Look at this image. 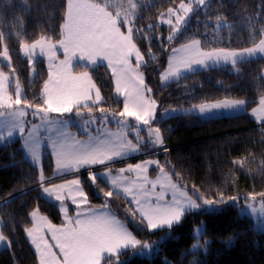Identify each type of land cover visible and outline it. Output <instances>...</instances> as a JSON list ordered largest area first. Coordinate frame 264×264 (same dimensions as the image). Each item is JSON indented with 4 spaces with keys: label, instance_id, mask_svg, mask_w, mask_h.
Listing matches in <instances>:
<instances>
[{
    "label": "trees",
    "instance_id": "1",
    "mask_svg": "<svg viewBox=\"0 0 264 264\" xmlns=\"http://www.w3.org/2000/svg\"><path fill=\"white\" fill-rule=\"evenodd\" d=\"M182 1L94 0L107 5L123 31L133 29V41L143 58L145 85L151 89L148 95L161 110L223 100L246 101V112L231 117L204 119L182 114L154 121L163 144L155 146L154 153L138 158L159 157L182 188L199 201L212 200L222 208L187 212L171 229L151 232L125 197L100 178L91 181L85 171L79 177L90 207L110 210L141 243L159 244L151 257L140 255L136 247L105 259L103 264L109 260L112 264H264V232L230 202L231 197L246 196L264 200L260 195L264 193V129L250 115L264 96V59L195 71L166 85L161 81L170 52L193 39L200 40L207 51H239L258 43L264 29V0H206L194 9L183 31L168 39L169 28L161 26L158 19ZM65 12L66 0H0V54L7 48L24 90L25 106L43 104L48 68L43 60H37L31 80L23 45L42 36L53 42L61 39ZM84 70L90 72L101 92L102 101L90 106L92 110L103 107L111 113L121 112L123 100L114 92L110 71L103 65L75 68L76 72ZM54 170L53 158L47 152L41 170L27 160L20 139L0 145V217L2 233L9 241V247L0 250V264H37V254L26 237L33 210L61 223L57 205L42 196L39 185L41 174L47 183L54 182ZM105 191H112L113 196L104 197ZM202 223L204 233L196 249L194 230Z\"/></svg>",
    "mask_w": 264,
    "mask_h": 264
},
{
    "label": "snow or ice",
    "instance_id": "2",
    "mask_svg": "<svg viewBox=\"0 0 264 264\" xmlns=\"http://www.w3.org/2000/svg\"><path fill=\"white\" fill-rule=\"evenodd\" d=\"M200 4L204 0H198ZM132 8L136 5L132 4ZM180 9L188 13L193 9L190 5L180 4ZM169 9V13H173ZM128 18L125 17V20ZM185 16H176L175 31H179V24L184 22ZM171 25L172 20L166 21ZM172 39V37H168ZM200 40L193 39L190 43L185 44L182 48L175 49L180 55H176L168 64V69L163 74L167 80L169 76H178L181 69H192L193 65L207 67V62L219 64L220 62L231 63L235 66L238 58L253 57L256 54H264V29L261 30V38L258 43L252 47L244 48L242 51L228 50L225 48H214L211 51H202ZM25 55L32 56L39 49L41 55H46L48 60V79L43 84V104H37L33 108L32 115L40 118L42 122L55 125L60 123L58 120H48L49 114L73 113L81 114V109L92 111L90 104H99L102 97L99 88L94 84L89 71L73 70V60L79 59L96 64L98 60L107 61V66L112 70L115 78V91L117 94L124 96L123 110L119 112L120 117H134L136 121L148 125L153 118L156 110V101L145 96V92H151L150 88L145 87L143 74L140 73L139 67L142 57L137 45L133 43V29H127V35L121 32L118 26V19L107 10V5L94 2V0H66L65 19L62 28V38L57 42H51L50 39L41 37L31 46L23 45ZM62 49L64 59H58L57 50ZM3 55L8 57V50L5 48ZM135 56L137 61L133 66L131 57ZM8 76L0 71V116L11 115L17 121L16 124L9 128L7 135L11 137L13 131L17 130L21 135L25 132L23 123L24 117L28 112L21 108L19 111L12 110L14 105H22L21 90L17 83L16 98L13 99L7 92ZM244 100L236 101H219L212 104H200L198 110L201 114L209 113L213 110H230L245 105ZM260 107L253 109V114H259V119L264 121V97L259 100ZM32 108L31 104L27 105ZM101 113H105L103 107L99 108ZM41 125L32 124L29 136L37 133ZM154 135V143L163 144L160 129L154 131L149 129ZM63 135V133H62ZM125 145L113 146L110 141L89 142L87 144L80 141L71 143L65 139L58 143L52 142L53 152L56 156L57 168L79 170L85 166L103 165L107 161L119 157L125 152ZM132 148L131 144L127 145ZM33 157H37L38 149L33 146L30 148ZM150 165H159L156 160H147L144 163L129 164L127 169H120V172L135 171L138 175L143 174V180L151 183L152 190L146 188L145 183L135 184L132 187H124L123 191L133 198L138 207L140 216L146 221L149 230L171 229L174 225L181 222L182 217L188 209H198L200 207L191 197L181 193L184 200L178 199L176 192L173 191L171 201H166L165 191L156 192L155 188L159 181H148V170ZM163 172V168H160ZM91 180L95 182L96 176L91 175ZM119 177L112 178V184L121 187ZM44 177L41 174L40 182L43 183ZM78 179L69 181L68 185L54 186L53 188L44 187L43 191L49 196H55L57 201H62L65 197L63 190L67 189L74 205L77 204V197L83 204L87 197L79 188ZM71 186H76L73 189ZM133 187L138 189L133 193ZM162 187L176 189V185L170 180ZM264 196V193L260 194ZM104 197H112V191L103 192ZM152 197H155L153 203ZM236 201L237 197H231ZM254 200L255 196L250 197ZM186 201V202H185ZM221 202L223 198H221ZM205 205H213L214 201L204 200ZM79 207V206H78ZM66 223L60 227L50 223H44L45 217H38L37 212L33 211L31 216L36 222L33 228L27 230L31 243L35 246L40 256V264H102L105 256L111 258L118 256L122 249L135 248L141 245V241L136 239L126 227L109 216L105 212H97L92 209L78 210L75 218L67 216L65 209ZM253 213L258 210L251 208ZM261 212H264V202L261 203ZM45 231L51 232V238L56 242V247L62 254V259L57 257L52 250V245L45 238ZM0 241H6V237L0 233ZM157 247L159 244L156 245ZM143 247L149 251L152 245L144 244ZM193 247H200L199 244ZM109 264L112 261L109 260Z\"/></svg>",
    "mask_w": 264,
    "mask_h": 264
},
{
    "label": "rangeland",
    "instance_id": "3",
    "mask_svg": "<svg viewBox=\"0 0 264 264\" xmlns=\"http://www.w3.org/2000/svg\"><path fill=\"white\" fill-rule=\"evenodd\" d=\"M205 1L206 0H204V3H205ZM181 3H184L186 5H190L193 10L191 12H188V13L183 12V10L180 9ZM181 3L170 8V9L174 10L172 14H170L169 10H168L167 12L163 13L158 19V23L161 26H165V27L169 28L168 37L171 36L172 39L177 37L183 31V29L189 24V20L193 14L194 9L200 8L204 5V3L200 4L198 2V0H183ZM177 15L185 16L184 22L179 24V31L174 30L176 23H177L176 22V16ZM169 19L172 20L171 25L166 23V21ZM51 42H53V41H51ZM32 44L33 43L28 44V45L31 46ZM176 48H178V47H176ZM179 48H181V47H179ZM23 49L24 48H22V53L29 60L30 65H31L30 76H31V80H32L35 73H36L35 68H34V63L37 60H43L47 65L48 64L47 56L41 55L39 53V49L36 50L34 55L28 56V55H25V52L23 51ZM175 49L172 50V56H170L168 64L174 56L180 55V53H177L175 51ZM202 49H203V47H202ZM203 50H205V49H203ZM209 51H211V50H209ZM239 51H242V50H239ZM57 52H58V57L64 58L63 53H62V49L58 48ZM3 53H4V51L0 54V71H2L3 73H5V75L8 76V81L6 84L7 92L9 95H11L13 97V99H15L16 98V85L18 83L20 86V90H21L20 98L22 100V98L24 97L23 87L19 82L18 75H17L15 69L13 68L9 53H8L7 58H5ZM59 54H62V56H60ZM261 55H263V54L258 53L253 57L255 59L256 58H263L264 59V57H261ZM38 56H40V57H38ZM242 60L244 61V58H238V63L241 62ZM73 61H76V63H77L76 65H78L79 63H80V65H89L90 67H91V65H94V64H91L90 62L79 60L78 58L73 60ZM220 64L228 65V67H233V65L231 63L220 62ZM98 66H100V65H98ZM193 67H192V69H189V70L181 69L178 76H169V78L167 80H165L163 78V75H162L161 81H162L163 85H166V84L170 83L171 81L176 80L178 78L180 79L181 75L186 76L187 73H189V71H193V69H197L198 66H193ZM202 67H204V66H202ZM219 67H221V66H219ZM223 67H225V66H223ZM93 68H95V67H93ZM214 68H217V67H214ZM167 69H168V66H167ZM167 69L164 72H166ZM200 71H203V70H200ZM231 71H236V70H235V68H232ZM164 72L162 74H164ZM263 74H264V72H263ZM145 87L147 88L146 85H145ZM156 105H157V107H156L154 116L150 120L148 125H144L142 122L136 121V119L134 117H120L119 113H111L107 109H106L105 113H101L99 111V109L97 112L94 110H92L91 112H88V110L85 109V110H81L80 115H76V110L74 109L73 113L64 114L63 116H61L60 114H55V113L49 114L48 119L50 121L51 120H58V121H60V123H57L55 125H52V124L48 125V123L42 122L39 117L32 115V111H33L34 107L28 108L27 106H25L22 103V105H20V106L14 105L13 109L9 110V111H19L21 108H23L25 111L28 112V115L26 117L22 118L23 123L25 125V132L23 135H21L20 132L18 131V129L14 130L13 135L11 137H9L7 135V132L9 130V128L12 127V125L17 123V121L15 120V118L13 116L8 115V114H6L5 116H0V128L2 130H4L3 136L4 135L8 136L9 141L20 139L22 141L21 142L22 146L26 145L29 142L30 146H29V148H27V150H30L31 147H33L34 145L37 146V145L41 144V142H42V149H43L42 151H44V149L46 148L45 145H47V149H48L47 153L50 154L51 152L49 150V145L53 142V140H56L58 143H60V142H63L65 139H67L69 143H71L73 141H80L82 143L87 144L89 142L95 143L97 141H110L113 146H120V145L126 146L124 154H122L119 157H115L111 161H107L103 165H91L90 166L91 169H89V170L74 171L73 174L68 175V176H62V177L53 176V178L51 180H54V182H52V183H47L48 180H45V179H44L43 183L40 182L39 184L42 186V189H41L42 196L46 200L53 202L57 205V207L60 211V214H61V223L60 224L53 223L46 215L42 214L38 209L33 210V211L37 212L38 217H45L46 220L43 221L44 223H50L52 225L60 227L66 223L65 211H64L65 209L67 210V216L70 218H75L78 210L92 209V210L97 211V212H105L109 216L114 217L116 220H118L120 223H122L129 232L132 233V231L128 228V226L125 223H123L122 221H120L110 210H108L106 208H92L89 206L88 200H86V202L82 204L80 202L79 197H77V204L74 205L71 201V197L68 194L67 189L63 190V195L65 198L62 201H57L55 199V196H49L47 193H45L43 191V188L44 187L53 188L54 186L68 185L69 181L78 179L80 181L79 188H80V190H82L85 193L83 186H82V183H81V177H79V176L81 175V173L88 171L89 177H91V175L94 174L96 176V179L100 178V179L104 180L111 187V189L113 191H115V192L119 193L120 195H122L123 197H125L131 203V205L133 206V208L136 211V213L138 214V216L142 219V217L139 214L138 207L135 204V201L133 200V198L131 196H129L127 193H125L123 191V188L124 187H132L135 184L145 183L146 188L149 191H151L152 185H151V183H147L143 180V174L138 175L137 172H135V171H131V172L125 171V172L121 173L120 169H122V168L127 169L129 164L135 165L136 163H144L147 160H156L159 162L158 166L157 165H150L149 166L147 176H148V181H159V183H157V185H156L155 191L156 192L165 191L166 192V196H165L166 201H171L173 191H175L178 199L184 200V197L181 196V193H185L188 197H191L192 200H194L197 204L200 205V207L198 209H188L185 213L190 212V211L195 212V211H199V210H205L208 212H215V211L220 210L222 208L221 205H219L217 203H214L213 205H205L203 203V201L205 200L204 198H202L201 201H199L194 195L189 193L186 189L182 188L180 186V184L172 177L171 173L168 172V170L165 169L164 166L161 164L159 157L148 156V157H145L144 159H138L139 157L142 156V155H140V153H142L143 155H147L150 153H154L156 151V150L151 151L153 148H155V146H157V144H155L153 142L154 141V135L152 134V132L149 131V129H152L154 131L156 128H158L157 124L154 123V121H156L158 119L164 120V119H168L171 117L179 116V115L185 114V112L187 110V108H184V107L161 110L159 108L158 102H156ZM0 111H4V109H0ZM32 124H39L41 126L38 129L37 133L30 137L29 133L31 132V125ZM62 133H63V135H62ZM124 138H127L126 142H124V140H125ZM9 141H7V142H9ZM32 143H34V145ZM128 144H131L133 147L128 148L127 147ZM40 146L41 145H39V147ZM23 149H24V147H23ZM50 149L53 151L52 146ZM158 152H160V151H158ZM52 153L54 154V152H52ZM133 155H137V156L133 157ZM53 156H54V164H55L56 172L67 171L68 169L57 168L56 156H55V154ZM131 156L133 158H131ZM31 158L33 160L36 159L33 156H31ZM135 159H137V160H135ZM133 160H135V161H133ZM86 167H88V166H86ZM160 168H163V172L160 171ZM39 170H41V169H39ZM113 177H119L120 178L119 183H120L121 187H116L115 185L112 184V178ZM168 180H170V182L172 184L176 185L175 190H173L171 188L162 187V185L166 184V182ZM71 187L73 189H75L76 186H71ZM132 190H133L134 194L138 192V189L135 187H133ZM250 197H252V196H246L243 199L237 198L236 201L231 200L230 202L235 203L238 206V211H239L240 215L248 216L249 218H251L254 222L255 228L264 232V212L260 211L261 203L264 202V200L262 198H255L254 200H252V199H250ZM152 200H153V203L156 202L155 197H152ZM252 207H255L258 211L256 213H253L251 211ZM31 213H30V218H31L32 225L30 228H33L35 226L36 222L33 220ZM143 222L146 224V221L143 220ZM157 230H160V229H157ZM157 230H154V231H157ZM149 231L154 232L153 230H149ZM0 233H2L1 217H0ZM203 233H204V223L198 225L194 230V237L196 238L195 245L201 244L200 240H201V236ZM132 235L135 237V235L133 233H132ZM26 237H27V240L29 241L30 245L32 246L33 250L37 254V259H38L37 264H40L39 253L36 251L35 246L31 243V238L28 237L27 231H26ZM45 238L53 246L52 250H53V252H55L56 256L60 257L62 259V254L60 253L59 249L56 247V242L54 240H52V238H51V232L45 231ZM144 244L152 245L153 246L152 250L149 251V250L145 249L143 247ZM156 245H157L156 243H141V245H138L136 247L138 248L140 255L151 257L158 250V247ZM6 247H9V241L7 238H6V241H0V250L4 249ZM195 248L197 249L198 247H195ZM130 249H134V248L130 247L128 249H122L120 251L119 255L121 253H123L124 251L130 250ZM115 257H117V256H113L111 258H115ZM107 258H109V257L105 256V259H107ZM104 260H102V264H103Z\"/></svg>",
    "mask_w": 264,
    "mask_h": 264
},
{
    "label": "crops",
    "instance_id": "4",
    "mask_svg": "<svg viewBox=\"0 0 264 264\" xmlns=\"http://www.w3.org/2000/svg\"><path fill=\"white\" fill-rule=\"evenodd\" d=\"M109 11V10H108ZM110 12V11H109ZM119 26V25H118ZM121 29V28H120ZM121 32L122 33H124L125 35H127V32H125V31H123L122 29H121ZM133 43H134V41H133ZM179 47H181L182 48V46H179ZM178 47V48H179ZM178 48H176V49H178ZM200 48H201V50L202 51H207V50H203L202 49V46H201V44H200ZM175 49V48H174ZM23 51H24V49H23ZM60 56H62V54H59ZM170 56H172V51L170 52V55H169V58H170ZM38 57H40V56H38ZM142 57V56H141ZM261 57H264V54L263 55H261ZM58 59H64V58H62V57H58ZM249 59H255L254 57H244V61L245 60H249ZM131 61H132V64H133V66H135L136 65V63H137V61H136V59H135V56L133 55L132 57H131ZM168 61H169V59H168ZM243 61V60H242ZM77 63H76V61H73V70H74V72H76L75 71V67H77V66H85V67H88V68H93V67H97L98 65H103V66H105L109 71H110V73H111V75H112V70L107 66V61H101V60H98L97 61V63L96 64H94V65H91V67L89 66V65H80V63L78 64V65H76ZM142 64H143V58H142V62L140 63V67H139V72L140 73H142V71H141V66H142ZM208 64V66L207 67H202L201 65H193V66H198L197 67V69H193V71H189V73H187V74H190V73H192V72H195V71H200V70H206V69H210V68H214V67H219V66H221V67H223V66H225V67H228V65H222V64H213L212 62H208L207 63ZM213 64V65H212ZM167 66H168V63H167ZM47 68H48V64H47ZM194 68V67H193ZM167 69V68H166ZM165 69V70H166ZM164 70V71H165ZM163 71V72H164ZM80 72V71H79ZM79 72H76V73H79ZM162 72V73H163ZM143 74V73H142ZM162 75L163 74H161V77H162ZM186 75V74H185ZM184 75H181V77H183ZM143 77H144V75H143ZM180 77V78H181ZM112 79H113V86H114V92H115V94H116V96L117 97H119V98H121L122 100H123V104H124V96L123 95H121V94H117L116 93V91H115V78H114V76L112 75ZM162 79V78H161ZM179 79V78H178ZM178 79H176V80H178ZM93 80V79H92ZM176 80H173V81H176ZM173 81H171V82H173ZM94 82V81H93ZM144 82H145V79H144ZM170 82V83H171ZM94 84H95V82H94ZM96 85V84H95ZM96 87H97V85H96ZM98 88V87H97ZM145 96L146 97H148V98H150V96L148 95V92H145ZM264 97V96H263ZM151 99V98H150ZM101 101H102V99H101ZM223 101H225V100H223ZM229 101H236V100H229ZM219 102V101H218ZM246 102V101H245ZM214 103H216V102H214ZM207 104H212V103H207ZM94 105H96V104H90L89 106H94ZM260 107V104L258 103V105L255 107V109H258ZM254 109V108H253ZM253 109L250 111V115H251V118L257 123V125L259 126V127H262L263 129H264V121H261L260 119H259V114L257 113L256 115H254L253 114ZM244 112H246V103H245V105H243V106H240V107H237V108H233V109H230V110H225V109H221V110H213V111H211V112H209V113H206V114H201L200 112H199V110H198V106H194V107H190V108H187V110H186V112H185V114H194V115H198L199 117H201V118H204V119H212V118H224V117H231V116H235V115H238V114H242V113H244ZM49 120V119H48ZM47 123V122H46ZM48 125H51V124H48ZM3 131L4 130H2L1 128H0V145L1 144H4V143H6L7 141H9V139H8V136H3ZM122 134V133H121ZM124 135V134H123ZM125 140H124V142H126L127 141V138H124ZM11 140V139H10ZM39 141V140H38ZM41 141V140H40ZM22 142V141H21ZM33 145H34V143H32ZM39 145H41L40 147H39ZM39 145H37V146H35L37 149H38V152H37V157L38 158H36L35 160H33L32 158H31V156H33V154H32V151L31 150H27V148H29V146H30V144H29V142L26 144V145H24L23 147H24V152H25V157L27 158V160H29L33 165H35L37 168H39V169H41L42 168V162H43V157H44V155H45V153L47 152V145H45L46 146V148L44 149V151H42L43 149H42V142H41V144H39ZM51 146H52V143L49 145V150H50V156L53 158V161H54V154L52 153L53 151L50 149L51 148ZM140 155H143L142 153H140ZM134 156H137V155H133V157ZM132 156H131V158H133ZM128 158V157H127ZM130 158V157H129ZM126 159V158H125ZM89 169H91V167L90 166H88V167H83V168H80L79 170H74V169H71V170H67V171H58V172H56V168H55V171H54V176L55 177H62V176H68V175H71V174H73L74 173V171H80V170H89ZM93 208V207H92ZM102 208H105V207H102ZM107 209V208H106ZM121 221V220H120Z\"/></svg>",
    "mask_w": 264,
    "mask_h": 264
},
{
    "label": "water",
    "instance_id": "5",
    "mask_svg": "<svg viewBox=\"0 0 264 264\" xmlns=\"http://www.w3.org/2000/svg\"><path fill=\"white\" fill-rule=\"evenodd\" d=\"M161 137H162V136H161ZM162 139H163V138H162ZM157 146H159V147H160L161 145H157Z\"/></svg>",
    "mask_w": 264,
    "mask_h": 264
}]
</instances>
